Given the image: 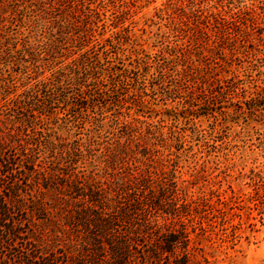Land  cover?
<instances>
[{
    "label": "rangeland",
    "instance_id": "1",
    "mask_svg": "<svg viewBox=\"0 0 264 264\" xmlns=\"http://www.w3.org/2000/svg\"><path fill=\"white\" fill-rule=\"evenodd\" d=\"M0 137L51 206L150 172L190 264H264V0H0ZM68 209L38 227L74 251Z\"/></svg>",
    "mask_w": 264,
    "mask_h": 264
},
{
    "label": "trees",
    "instance_id": "2",
    "mask_svg": "<svg viewBox=\"0 0 264 264\" xmlns=\"http://www.w3.org/2000/svg\"><path fill=\"white\" fill-rule=\"evenodd\" d=\"M17 147L0 137V264H190L185 229L162 230L154 219L158 211L178 213L174 204L163 201L174 187L170 180L131 170L124 181L118 179L107 188L61 178L64 190L56 189L59 197L51 206L38 197V182L31 184L29 179L40 175L41 187H56L35 170L23 147ZM63 205L71 206L63 225L78 242V250L60 247L57 235L49 239L39 230L40 223L47 222L62 231L60 220L51 215Z\"/></svg>",
    "mask_w": 264,
    "mask_h": 264
}]
</instances>
